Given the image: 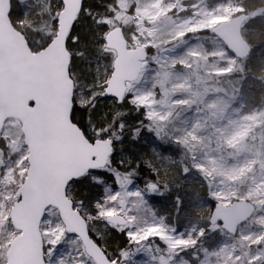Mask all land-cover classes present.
<instances>
[{"label":"snow or ice","instance_id":"obj_1","mask_svg":"<svg viewBox=\"0 0 264 264\" xmlns=\"http://www.w3.org/2000/svg\"><path fill=\"white\" fill-rule=\"evenodd\" d=\"M0 264H264V0H0Z\"/></svg>","mask_w":264,"mask_h":264}]
</instances>
